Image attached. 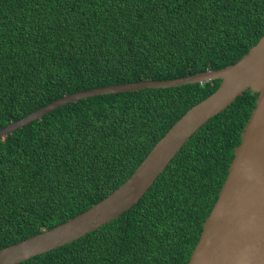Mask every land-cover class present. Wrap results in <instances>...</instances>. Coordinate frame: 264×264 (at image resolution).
<instances>
[{"label":"trees","instance_id":"obj_1","mask_svg":"<svg viewBox=\"0 0 264 264\" xmlns=\"http://www.w3.org/2000/svg\"><path fill=\"white\" fill-rule=\"evenodd\" d=\"M263 35L264 0H0V128L79 91L223 69ZM220 83L89 97L0 139V249L105 199ZM257 98L203 125L128 212L20 264H188Z\"/></svg>","mask_w":264,"mask_h":264},{"label":"water","instance_id":"obj_2","mask_svg":"<svg viewBox=\"0 0 264 264\" xmlns=\"http://www.w3.org/2000/svg\"><path fill=\"white\" fill-rule=\"evenodd\" d=\"M221 80L218 89L178 120L132 176L105 199L54 228L0 249V264H20L101 228L135 206L177 153L244 92L258 94L241 144L188 264H264V35L233 65L171 80H147L68 94L0 128V139L59 107L89 97Z\"/></svg>","mask_w":264,"mask_h":264}]
</instances>
